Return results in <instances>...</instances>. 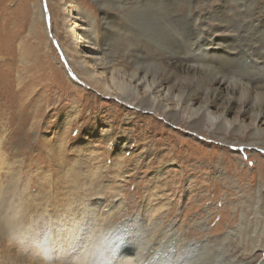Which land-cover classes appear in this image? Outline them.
Instances as JSON below:
<instances>
[{
  "label": "rangeland",
  "instance_id": "rangeland-1",
  "mask_svg": "<svg viewBox=\"0 0 264 264\" xmlns=\"http://www.w3.org/2000/svg\"><path fill=\"white\" fill-rule=\"evenodd\" d=\"M207 25L238 29L237 47L264 54V0H0V264H92L93 245L122 229L138 248L182 238L207 263L221 252L224 264H264V137L197 130L115 90L131 89L135 68L160 78L196 56L200 72L180 87L225 80L229 100L261 113L264 65L244 52L200 60ZM75 26L96 33L95 51L72 47ZM104 49L100 87L78 65ZM112 69L127 73L116 85Z\"/></svg>",
  "mask_w": 264,
  "mask_h": 264
},
{
  "label": "bare ground",
  "instance_id": "bare-ground-1",
  "mask_svg": "<svg viewBox=\"0 0 264 264\" xmlns=\"http://www.w3.org/2000/svg\"><path fill=\"white\" fill-rule=\"evenodd\" d=\"M33 7L37 10L38 20H33L34 22L31 27L32 30L35 29L36 24L41 26L42 23L45 22V16L41 8V4L35 3ZM188 16L191 18L189 21H194V18L199 16V14L194 13V10L191 9ZM211 19L212 18L210 17L209 21H212ZM257 21L258 19L254 20V22ZM207 27L209 28V32H204L202 30V33L205 36L201 37L199 46L197 47L199 52H201L199 58H202L200 60L205 59L212 62H218L220 59H224L225 61L234 60L236 58H240L244 52L248 56V63L254 64L255 66L264 65V54L251 48L248 50L251 53L248 54L242 48L236 46L239 39H244L238 29L231 27L225 28L222 26L215 28L209 25H207ZM48 30L45 29L44 31L47 33ZM32 33L35 36H38L39 34L36 29L33 30ZM74 33L79 35V40L72 46L74 49L77 50V48L81 46L79 49L82 53H91L92 50H96L97 43L89 42L87 40L89 36L96 34L95 32L90 33V28L88 29L82 26H75ZM214 34L219 35L214 36ZM231 40L234 42V46L228 48L225 47L228 41ZM103 51L105 52L104 60L97 57L91 58L86 55L84 61H81L79 65L77 64L80 71L76 68V65L74 66L75 70H78V75L81 76L83 74L85 79L93 85H100V80L105 77L98 73V69L110 66V62H107L109 56L107 55L105 49ZM197 59L198 58H196V56H193L187 59L178 58L171 60L170 62L164 64L165 69L162 73L163 75H160V78L158 76L151 77L142 73L141 68H135L134 72L130 73L127 78L134 84L131 86V89L127 91L119 87L115 90L118 91L119 95H121L122 101L125 104L131 102L135 103L138 109H147L156 113L162 111L163 115L167 118H172L173 120H178L182 117L186 120L188 126L194 127L197 130H201L204 128L205 124H209L211 126V130H207L210 131V133H212L213 127L217 130L218 134H223L228 131H234V133L237 134L247 132L248 135L250 134V139L252 140L253 145H255V141L264 137V130H262V127H264V109L257 115H251L250 112L252 109H250V107L247 109L242 104H237L236 101L233 102L232 100H229L228 96L231 95V88L225 80L214 82L211 86L209 85L208 87H203L202 89L200 88V91L186 88L184 89L182 86L180 87L178 85H181V80L185 79V77H189L191 74L200 72L199 68L195 66V64L198 63ZM109 68L111 69V67ZM112 70L113 71H111L106 77H110V80H112L114 85H116L115 78L126 77L127 73L125 74L122 70ZM251 84L256 85V82H251ZM140 86L143 89V93L141 94V101L143 102L138 101ZM181 112L183 115H181ZM232 113L235 114V117L232 121H228V116ZM243 116L250 118L248 125H243ZM131 234L133 235V231H123L122 229L120 232H114V235L110 232L106 236L107 238H99L100 242L93 245V249L97 251V253L94 252V254H97V259L95 256L94 258L96 260H93L91 263L224 264L223 257L220 255L221 252H219L220 254L218 253L215 260L210 263H207L206 258L199 259L201 255L199 247L194 244L186 245L182 238L162 240L158 237V240L150 246L148 245L147 248H141L140 244V248H138L135 242H133ZM100 259L102 262H99L101 261Z\"/></svg>",
  "mask_w": 264,
  "mask_h": 264
}]
</instances>
